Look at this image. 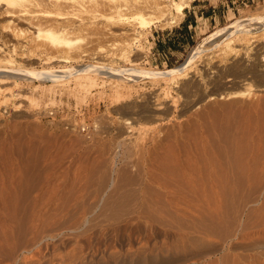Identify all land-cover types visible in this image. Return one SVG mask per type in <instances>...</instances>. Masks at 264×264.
<instances>
[{"label":"rangeland","instance_id":"374dc122","mask_svg":"<svg viewBox=\"0 0 264 264\" xmlns=\"http://www.w3.org/2000/svg\"><path fill=\"white\" fill-rule=\"evenodd\" d=\"M78 9L71 21L80 32L71 36L80 42L63 48L74 59L55 66L169 70L193 47L221 42L223 27L263 12L264 0L197 1L180 27L156 32L169 21L155 22L139 41L129 25L99 16L91 31ZM193 19L198 27L189 32ZM238 37L224 53L204 51L173 80L97 74L82 87L75 78L18 81L8 101L1 92L0 264H264V37L248 50ZM100 48L132 55L112 60Z\"/></svg>","mask_w":264,"mask_h":264},{"label":"bare ground","instance_id":"6f19581e","mask_svg":"<svg viewBox=\"0 0 264 264\" xmlns=\"http://www.w3.org/2000/svg\"><path fill=\"white\" fill-rule=\"evenodd\" d=\"M190 2L191 0H172L169 4H163V2H161L160 0H0V93L3 92L4 95L7 96L5 97L6 101H8L18 96V94H16L13 88H11L9 85L17 84L18 81L21 82V81H25V80L28 81V80H33V79H38L40 81H48V80L55 81L58 79L59 81L60 80L62 81V80L70 79V78H75V81L77 83L76 85H79L82 87V86H86V84L90 85V81L94 79L93 75H97V74H103L104 77H105V74H109V75L111 74V76L114 75V78L116 76L117 78L121 80L123 79L122 81H125L127 79L125 78V76H123L124 74L130 75L131 79L132 77H140V78H159V77L162 78L163 77V79L170 78L171 80H173V79H177L180 76H182L187 71V69L191 67V64L195 62L194 61L195 58H197L201 53L204 54L203 53L204 51L206 52L210 50L209 52H214V53L221 51L224 53L226 52L227 48L231 49L234 46V45L232 46V43H233L232 37L235 34H239V37L237 38V45L243 50H248L250 48L251 39L253 40L255 38L264 37V11H263V12H255L253 14L245 15L241 17L240 19L236 20L235 22H233L232 24L223 27L219 31V33H226V37L221 42L219 41V43L217 44L214 43L213 44L214 46L211 45L213 47H204L203 45L193 47L190 53L188 54L186 60L181 65L173 69L145 70L142 68H136L135 66L130 67V68L124 67L123 69L121 68L118 69V67L114 68L111 64L109 65V63L105 64L104 62H102V64H86L83 66H78L77 68H73L72 70L70 69L69 72H68V69L66 68L65 71L67 72H65L61 68V66H55L56 64L57 65L63 64L62 66H64V64L70 63L71 59H74V57L72 58L71 55H68L69 54L68 50L67 49L65 50L63 48L75 50L74 45H77L80 42L79 38L77 37L72 38L71 36L72 34L80 32L77 30L78 25L74 24L76 22L73 23V21H71V19L73 20L74 18L75 12L73 11L77 10L79 7H84V10H85L84 12L87 13L88 15V20H87L86 25L87 24L89 25L90 30L93 29L90 26L91 24H93L92 22L95 21L93 19L99 16L104 20L103 22H106L109 24L119 23L122 25L123 24L129 25V27L132 28L130 29L134 31L133 35L137 33V35L134 38H132V41H139V39H141V36H142L141 32H143V29L145 27H150L155 22L164 21V20L165 22L169 21L170 18H182L184 14L185 6L187 4L189 5ZM100 4L107 5L108 7H110L111 13H109L108 15L95 14L96 13L95 11L97 10V8L95 7H100L101 6ZM49 5L50 6L57 5V8L64 5L65 7L69 9V12L68 11L67 12H52L51 10L46 11L47 8L45 10L43 9L44 7H47ZM127 10H130L133 12L128 14ZM167 11H169V13H166ZM43 18L44 19L49 18L48 21L51 24H49L48 22V25L50 26L45 27V25L47 24V20L45 19L46 24H44L45 22L43 21L44 20ZM41 19L43 20L41 21ZM66 19H69V22H67L68 20L66 21ZM39 21H41L44 24V26L40 24ZM16 23H23L25 28L24 29L18 28ZM89 28L87 30H89ZM259 28H261V30L263 31H261L260 33H257V30ZM138 29L140 30L137 31ZM125 33L123 34L125 35ZM216 36H217V33H213L209 39H211L212 41L215 40L216 42V39H215ZM40 40L43 41L41 42L42 44L36 43L37 44L36 45L33 43L36 41L39 42ZM32 43L36 45L35 49H32L34 47V46L33 47L31 46L33 45ZM212 43L213 42H211V44ZM118 44H120V42L119 43L114 42L115 46H117ZM126 45L130 46V42H126ZM101 49L102 48H100V51ZM102 51H105V53H107V56L112 58V60H117V61L125 59L129 57L130 55H132L130 50L122 52L117 55L115 53H111L110 50L108 49L107 50L102 49ZM86 52L81 53V54L86 55ZM79 55L80 54H78V57ZM22 61H25L26 63L28 61H32V62L39 64L41 67H49V68L47 69H36L35 68L36 70L35 69L29 70V68L23 67L21 65L24 63ZM26 63L24 64L26 65ZM120 83H124V82H120ZM240 93L244 94V92L243 93L240 92ZM240 93H238L237 95H241ZM240 140H241V137H240ZM249 141L251 142V138ZM257 143L259 142L257 141ZM257 145L259 146V144ZM243 146L245 147V144L242 145L241 148H243ZM249 147H247L246 150L249 149ZM255 150H258V149H255Z\"/></svg>","mask_w":264,"mask_h":264},{"label":"built area","instance_id":"2783aa9c","mask_svg":"<svg viewBox=\"0 0 264 264\" xmlns=\"http://www.w3.org/2000/svg\"><path fill=\"white\" fill-rule=\"evenodd\" d=\"M162 1L170 3L172 0H162ZM197 1L210 3L214 7H216L218 4L227 3L228 5H230V3H231L232 7H235V5L249 6V4H254L257 0H191V4L194 2H197ZM187 9L189 10V7H187L185 10H187ZM185 16L181 20H179L177 18H170L169 22L166 24V26L156 28L155 31L156 32H159V30H161L162 32L173 31L174 29L180 27V25L184 21ZM50 115H53V112H51Z\"/></svg>","mask_w":264,"mask_h":264},{"label":"crops","instance_id":"0c3cea01","mask_svg":"<svg viewBox=\"0 0 264 264\" xmlns=\"http://www.w3.org/2000/svg\"><path fill=\"white\" fill-rule=\"evenodd\" d=\"M188 5V4H187ZM185 6V9L187 8V7H190L191 6V4L189 5V6ZM185 9H184V11H185ZM186 15V13H184L183 14V17ZM197 15V17L199 18V19H202V18H204L205 16L204 15H202L201 17H199L198 15L199 14H196ZM214 15H215V13L212 15V14H209V15H207V17H206V19H208V18H216V17H214ZM218 17V16H217ZM197 20H195V19H193V21L192 22H190L189 24H187L186 26H187V28H189V32H192V30H197V27H198V25L196 24V25H194V23L196 22ZM194 22V23H193ZM170 33H168V35H169ZM187 35H189L191 38H194V36L192 35V34H190V33H187ZM169 43H171V40H169ZM169 48H171V47H169ZM162 64H164V63H166V64H168V60L166 59V60H162V62H161ZM178 67V66H177ZM176 68V67H175ZM173 69V68H172Z\"/></svg>","mask_w":264,"mask_h":264}]
</instances>
